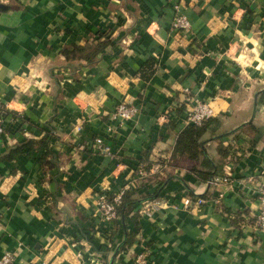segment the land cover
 <instances>
[{
    "label": "crops",
    "instance_id": "obj_1",
    "mask_svg": "<svg viewBox=\"0 0 264 264\" xmlns=\"http://www.w3.org/2000/svg\"><path fill=\"white\" fill-rule=\"evenodd\" d=\"M175 5L188 31L172 28ZM102 42L88 61L63 54ZM263 93L264 0H0V257L132 264L146 249L147 264H264L242 181L264 167ZM189 98L214 110L194 159L173 152ZM123 100L139 111L120 124ZM227 173L229 185L208 184ZM125 184L129 204L98 227L96 194Z\"/></svg>",
    "mask_w": 264,
    "mask_h": 264
},
{
    "label": "built area",
    "instance_id": "obj_2",
    "mask_svg": "<svg viewBox=\"0 0 264 264\" xmlns=\"http://www.w3.org/2000/svg\"><path fill=\"white\" fill-rule=\"evenodd\" d=\"M172 28L177 32L188 31L190 28V22L184 11H182L181 6L175 5V16L172 21ZM188 94V90L184 89ZM190 102V106L187 108L184 117V125H195L200 126L206 120L210 119L214 115V110L209 101H201L199 99H187ZM139 109L138 107L127 101H120L116 104L114 111L112 113V118L118 121L120 124L126 120L134 118ZM7 110L5 106L0 102V133L3 132V123L5 120ZM162 117H166L165 115ZM81 129L80 125L75 127V131ZM92 148L96 151L112 156L111 147L105 142L103 137L97 136L92 144ZM140 175L145 174V172L140 171ZM229 174H224L223 176H213L208 180V184L217 187L220 184L229 185L231 183ZM246 184V188H249V192L253 195L258 202V212L255 216L254 227L264 230V167L258 171L257 175H248L243 180ZM132 189L129 185L122 186L116 192H111L109 189L101 190L96 194L95 204H94V216L98 219L97 226H107L113 222L118 217V207L122 204L123 196L127 191ZM218 198L223 196V193H218ZM182 204L184 207L192 205H200L204 202L203 198L196 197L195 200L190 197H184L182 199ZM160 206L159 200H152L149 202H142L138 206L139 213L148 215L152 209ZM1 221V220H0ZM149 253L144 249L142 252L137 253L133 259L132 264H147ZM14 256L11 251H4L0 257V264H13Z\"/></svg>",
    "mask_w": 264,
    "mask_h": 264
},
{
    "label": "trees",
    "instance_id": "obj_3",
    "mask_svg": "<svg viewBox=\"0 0 264 264\" xmlns=\"http://www.w3.org/2000/svg\"><path fill=\"white\" fill-rule=\"evenodd\" d=\"M106 44H107L106 42H102L101 44H96V45H91V46H84V47L74 46L71 50H65L63 54L66 60L69 62L80 61V60L88 61V60H91V57L101 47H104ZM208 120H206L200 126H195V125L186 126L178 135L173 152L177 155H185L188 158H193V159L197 158L199 153L202 154V148H201L199 139L201 138L203 134V128L205 127L206 122H208ZM46 137L47 135L44 136L40 140V142H43V140ZM207 162L208 160H204L205 164L203 165L209 164V162L208 163ZM192 170L200 178H204V179L209 178L211 175L218 172L217 171L218 169L214 170V172H211L209 169L202 170V169H197L196 167H194ZM127 195L125 194L123 196L122 204L118 207V211L124 208V206L127 207V205L129 204Z\"/></svg>",
    "mask_w": 264,
    "mask_h": 264
}]
</instances>
